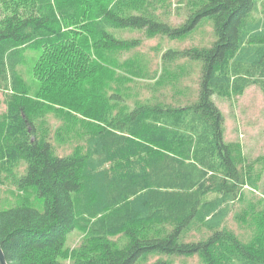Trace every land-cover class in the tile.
<instances>
[{
  "label": "trees",
  "instance_id": "16d2710c",
  "mask_svg": "<svg viewBox=\"0 0 264 264\" xmlns=\"http://www.w3.org/2000/svg\"><path fill=\"white\" fill-rule=\"evenodd\" d=\"M33 1L34 14L0 18V89L8 94L0 119V167L10 170L24 161L17 187L31 188L42 203L41 210L0 207L7 264H60L65 254L75 264H135L155 253L196 254L204 264H264V212L254 217L257 235L247 243L225 223L235 201L242 207L235 218L254 215L250 195L258 173L254 166L240 170L212 100L250 85L264 92V0H205L178 27L126 11L132 0ZM205 20L214 27L211 47L164 54L166 60L202 63L195 103L130 108L122 94L103 90L113 75L103 65L107 54L133 46L109 30L180 39ZM27 49L41 50L34 99L17 70ZM43 102L88 120L71 153L58 155L36 121L39 111H48ZM63 130H56L59 139ZM196 227L207 237L184 241ZM74 230L83 241L66 253ZM119 236L127 238L122 247L112 240Z\"/></svg>",
  "mask_w": 264,
  "mask_h": 264
},
{
  "label": "rangeland",
  "instance_id": "374dc122",
  "mask_svg": "<svg viewBox=\"0 0 264 264\" xmlns=\"http://www.w3.org/2000/svg\"><path fill=\"white\" fill-rule=\"evenodd\" d=\"M205 0H134L129 3L126 11L143 13L155 20L167 23L170 27L182 25L188 16ZM140 5V6H139ZM33 0H0V18L5 19L15 14L18 17L34 14ZM254 17H258L255 14ZM78 31V30H77ZM112 36L132 44V48L123 52L107 54L103 61L105 68L112 77L105 80L103 90L119 92L124 98L125 107L149 104L174 108L195 103L198 100L199 81L202 63L188 57H178L172 60L164 59L168 50L183 51L190 47L209 48L216 40L211 20H205L192 34L180 39H169L163 35H149L146 30L111 29ZM41 50L27 49L24 60L17 70L30 90L31 98L38 91L39 83L34 77V67L37 64ZM7 93L0 89V119L6 110ZM212 100L222 112L223 141L234 148L239 158V167L245 171L254 166L258 178V188L250 195L255 202V213L252 216L235 218L242 207L235 201L231 212L225 221L226 226L238 239L247 243L257 235V225L254 217L264 212V92L257 85H250L241 94L229 96L213 95ZM48 111H39L36 121L45 128L46 136L52 143L58 155H67L74 147L81 144L86 128L80 113L67 107L48 105L43 102ZM49 107V108H48ZM63 125L62 139L56 136V130ZM61 138V137H60ZM6 167V169H5ZM0 167V207L8 209L15 205L27 204L38 210L42 203L35 197L34 191L17 187L18 178L25 173L26 163L18 162L7 169ZM250 190L248 186L244 187ZM168 227V226H167ZM166 232V229L164 230ZM164 232V233H165ZM209 232L202 227L194 228L184 236V241H197L207 237ZM118 247H122L126 236L114 239ZM83 241V234L74 230L67 235L65 241L66 253L77 249ZM68 255V254H67ZM204 264L201 257L148 254L135 264ZM60 264H75L70 256L60 259Z\"/></svg>",
  "mask_w": 264,
  "mask_h": 264
},
{
  "label": "water",
  "instance_id": "95a60500",
  "mask_svg": "<svg viewBox=\"0 0 264 264\" xmlns=\"http://www.w3.org/2000/svg\"><path fill=\"white\" fill-rule=\"evenodd\" d=\"M0 264H7L6 258L0 246Z\"/></svg>",
  "mask_w": 264,
  "mask_h": 264
}]
</instances>
